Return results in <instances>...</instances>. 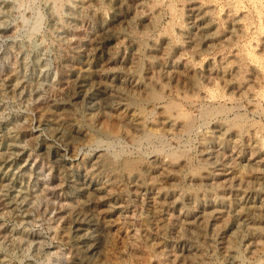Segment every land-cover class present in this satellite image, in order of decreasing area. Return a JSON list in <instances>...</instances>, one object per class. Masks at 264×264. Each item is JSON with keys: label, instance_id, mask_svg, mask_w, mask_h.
<instances>
[{"label": "rangeland", "instance_id": "1", "mask_svg": "<svg viewBox=\"0 0 264 264\" xmlns=\"http://www.w3.org/2000/svg\"><path fill=\"white\" fill-rule=\"evenodd\" d=\"M63 1L0 0V264H264V0Z\"/></svg>", "mask_w": 264, "mask_h": 264}, {"label": "bare ground", "instance_id": "2", "mask_svg": "<svg viewBox=\"0 0 264 264\" xmlns=\"http://www.w3.org/2000/svg\"><path fill=\"white\" fill-rule=\"evenodd\" d=\"M51 1V4H52V6H51V8H52V11L54 12H58L60 9H61V7L63 6V4H64V1L63 0H50ZM9 3V2H8ZM4 2H2V6H4ZM7 11V10H6ZM9 13V12H8ZM59 14V13H58ZM84 80L81 78V79H79V80H77L76 81V83L74 84V88L75 89H77V90H84L85 91V94L87 93V92H93L94 91V89H95V87H91V88H88V89H85V84H84V82H83ZM21 83V82H20ZM19 85V84H18ZM23 89V88H22ZM89 94V93H88ZM159 95V94H158ZM88 96V95H87ZM157 96V95H156ZM155 99V98H154ZM171 104V103H170ZM178 104V103H177ZM172 105V104H171ZM175 105V104H174ZM173 105V106H174ZM172 106V107H173ZM175 107V106H174ZM173 107V108H174ZM177 108V107H176ZM175 108V109H176ZM178 109V108H177ZM187 119H189V118H187ZM186 125L187 126H189L190 125V121L188 120V122L186 123ZM186 126V127H187ZM185 127V128H186ZM190 128V127H189ZM188 128V129H189ZM18 155V154H17ZM5 158H6V156H5ZM55 158V157H54ZM217 159V158H216ZM7 160V159H6ZM27 161V160H26ZM212 162H214V161H212ZM218 165H220V164H218ZM17 168V167H16ZM225 172V171H224ZM222 174H223V172H222ZM70 179V178H69ZM73 181V180H72ZM77 182V181H76ZM75 183V182H74ZM83 185V184H82ZM84 186V185H83ZM15 196H17V195H15ZM15 196H14V198H15ZM11 200V199H10ZM79 215H77V214H75V215H73L72 216V218L70 219L71 220V222L72 223H76V225H77V227H75V229L73 230V232H75L76 233V236H78V238H79V240L83 243V246L85 247V252H87L88 251V253H91V251L94 249V244H89V242L90 241H92L93 240V238H94V234L92 233V232H90V231H86L85 230V226H87V225H89L90 224V222L86 219V222H85V220H80L79 219ZM84 231L82 234H79L77 231ZM76 236H75V238H76ZM80 242V243H81ZM81 245V244H80ZM79 246V245H78ZM82 254H83V252H82Z\"/></svg>", "mask_w": 264, "mask_h": 264}]
</instances>
